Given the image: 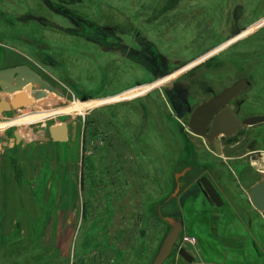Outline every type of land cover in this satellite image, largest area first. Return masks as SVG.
Here are the masks:
<instances>
[{"label":"rangeland","instance_id":"374dc122","mask_svg":"<svg viewBox=\"0 0 264 264\" xmlns=\"http://www.w3.org/2000/svg\"><path fill=\"white\" fill-rule=\"evenodd\" d=\"M262 20L264 0H0V69L26 64L66 101L103 98L172 75ZM242 75L264 88V21L140 97L29 124L30 142L11 146L17 128L1 130L0 264H150L193 137L174 93L191 105ZM63 122L68 141L35 140ZM210 227L194 230L214 243L203 259L233 264L218 244L224 223Z\"/></svg>","mask_w":264,"mask_h":264},{"label":"flooded vegetation","instance_id":"af4514ba","mask_svg":"<svg viewBox=\"0 0 264 264\" xmlns=\"http://www.w3.org/2000/svg\"><path fill=\"white\" fill-rule=\"evenodd\" d=\"M254 82L253 77L242 75L215 91L205 90L207 94L191 105L180 93H174L177 115L180 119L185 118L187 124L189 121L193 122L192 129L189 128L193 137L187 147L190 152L189 159L187 157L189 161L177 172L179 175L175 186L177 181L179 190L175 196L171 197V193L164 199L163 205L173 201L176 208L172 215L181 219L183 224V204L187 203L192 214H223L230 209L228 205L232 202L231 197H244L239 193L240 189L245 190L241 185L243 181H251L248 190L264 175L263 171L257 170L250 163L252 160H260L264 153V121L253 124L244 122L247 118L264 116V88ZM229 87H232L229 96L221 95ZM217 97L218 99L206 109H198L203 103ZM13 141H16L15 135ZM227 149L233 151L229 156H224L222 152ZM201 177H206L211 182L219 196V205L201 191ZM226 183L233 187L232 196L227 192ZM245 197L248 199V196Z\"/></svg>","mask_w":264,"mask_h":264},{"label":"water","instance_id":"95a60500","mask_svg":"<svg viewBox=\"0 0 264 264\" xmlns=\"http://www.w3.org/2000/svg\"><path fill=\"white\" fill-rule=\"evenodd\" d=\"M53 86L48 83L44 78H42L33 68L26 64L15 65L11 67H5L0 69V112H9L12 110H18L20 108H28L33 104V100L42 101L45 96L43 92L45 90H53ZM232 87L226 88L221 95L229 96ZM6 97L3 98V95ZM220 95V96H221ZM217 98L211 101L203 103L198 109H206L207 106L212 105ZM85 101V100H82ZM264 121V116H255L245 119L246 124H253L255 122ZM188 127L192 129L193 122H188ZM48 136L38 135L36 141H53V142H66L69 138L68 128L64 124H51L48 126ZM200 134L203 132L199 131ZM71 139L75 136V124L71 130ZM17 144L20 141L29 142L22 139L21 136L15 134ZM210 139V137H207ZM2 145H7V142H3ZM234 149V148H233ZM233 149H227L222 152L224 156H229ZM217 153L221 152L217 149ZM179 173H175L174 176L177 178ZM199 187L203 194L208 198L215 201L217 205L220 204L219 196L217 195L215 189L213 188L211 182L206 177H201L199 181ZM179 190V183L176 181V186L171 194L175 196ZM247 196L251 205L260 212H264V175L262 178L254 185L249 187L247 190ZM169 224L170 229L164 235L161 244L150 264H162L167 257L170 255L172 248L175 246L176 240L178 239L179 233L183 230V221L174 216L163 217ZM179 255L183 260L191 262L193 260V255H191L185 248L181 247L178 250Z\"/></svg>","mask_w":264,"mask_h":264},{"label":"crops","instance_id":"0c3cea01","mask_svg":"<svg viewBox=\"0 0 264 264\" xmlns=\"http://www.w3.org/2000/svg\"><path fill=\"white\" fill-rule=\"evenodd\" d=\"M244 188L246 187L244 186ZM235 204H238V209L236 208L237 206L235 207ZM183 205V209H185L187 203ZM198 205L199 203L197 204V207L199 209ZM228 206L231 210L223 214H219L217 212H198L195 215L191 213L192 215H195L196 220H193L194 222L192 224L191 222L190 224L185 222L183 224V228L185 230H190L193 228V232H191L192 230H190L189 235L195 236L197 241L194 245H186L188 252L198 259L210 258L209 256L205 257L204 253H206V249L210 250V245L214 243L212 241L209 242L210 239H207L206 237L196 236L194 234L195 226H211L209 230H212L213 224H216L220 221L225 225L224 231L221 232L222 237L219 236L218 239V244L222 245L223 250H225V254H222V257L226 255L227 258H231L233 264H264L263 214L259 213V211L251 205L248 199L235 201L234 205L232 204V202H230ZM245 208H254L253 210H256L259 214L251 210L244 211ZM198 218L200 219L199 223L201 224H198ZM228 225L230 226V228ZM177 259H181V262L183 263V259L181 257H177L176 262ZM222 263L224 262L222 261Z\"/></svg>","mask_w":264,"mask_h":264},{"label":"bare ground","instance_id":"6f19581e","mask_svg":"<svg viewBox=\"0 0 264 264\" xmlns=\"http://www.w3.org/2000/svg\"><path fill=\"white\" fill-rule=\"evenodd\" d=\"M263 21L264 20L255 23L254 25H252V27L247 29L245 32H243L239 36H236L234 40H237L241 38L242 36L246 35L247 33H250L253 29L262 25ZM234 40H231L230 42L219 46L220 48L218 47L210 51L209 53L204 54L199 59L194 61L192 64H189L186 67H183L182 69L174 72V74L172 75L160 78L151 83H146L140 86L133 87L131 89H128L126 91H123L119 94H115L112 96L96 98V99H89L85 101H81L78 99H74L72 101H66L65 96L59 93L56 89L45 90L43 92V96H45V98H43L44 100L42 101L33 100V104L30 107L18 110V112L25 111L24 113H21L17 116H13L15 114L13 112H9V113L5 111L0 112V131L8 127H16L17 128L16 135H19L22 137V139L30 142L31 139L34 138L36 134L34 136L33 135L30 136L24 131L21 132V130H23V128H26L27 125L33 124L35 122H45L46 120L54 119L55 117H58V116L72 115L76 113L82 114L84 113V111L92 109V108H96L99 106H103V105L118 102V101H125V100H130V99L140 97L144 95L145 93L151 91L152 89L156 88L157 86L165 83L169 79L175 77V75L186 71V69H188L189 67L203 61L204 59L208 58L209 56L219 51L220 49H223L224 47L229 45ZM5 97H6V94L3 95V98ZM63 100L66 101V105L59 104L61 101L63 102ZM62 124L68 126L66 122H63ZM41 135L44 136V134L42 133ZM250 163L257 170L263 171L262 173H264V153L262 154L260 160H256V161L252 160Z\"/></svg>","mask_w":264,"mask_h":264},{"label":"built area","instance_id":"2783aa9c","mask_svg":"<svg viewBox=\"0 0 264 264\" xmlns=\"http://www.w3.org/2000/svg\"><path fill=\"white\" fill-rule=\"evenodd\" d=\"M179 244L177 245V249H176V257H181L178 253L179 248L183 247L185 248L187 251L188 249L186 248V245H194L196 244V237L193 235H189V234H182L179 237ZM183 259V258H182ZM174 264H177V262H175ZM182 264H223L222 262H216V261H206L203 259H198L196 257L193 256V260L191 262H187L185 260H183Z\"/></svg>","mask_w":264,"mask_h":264}]
</instances>
